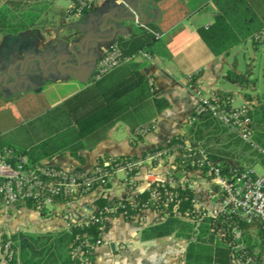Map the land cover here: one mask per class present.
<instances>
[{
    "label": "crops",
    "instance_id": "0c3cea01",
    "mask_svg": "<svg viewBox=\"0 0 264 264\" xmlns=\"http://www.w3.org/2000/svg\"><path fill=\"white\" fill-rule=\"evenodd\" d=\"M7 2L0 0V8L6 7ZM22 4L44 8L41 16L46 18L41 20L51 23L14 35H0V138L33 146L35 137L29 125L49 108L63 105L82 149L77 157L65 152L45 163L68 171H90L104 154L140 156L146 150L166 145L172 136L184 130L195 101L190 76L201 78L205 90L221 91L216 84L224 80L223 72L229 63L225 55L213 56L197 33L199 27L212 21V0H100L92 10L77 15L79 19L72 24L75 14L64 20L53 16L55 11L67 10L69 2L65 7L58 0H22ZM119 18L133 20L117 23ZM142 21L153 23L159 30L163 55L125 62L94 81L92 76L102 51L114 46L117 38L130 37L144 25ZM69 48L74 53L85 52L79 65L69 66ZM85 59L86 63L82 62ZM39 72L43 74L37 78ZM27 73L35 75L25 80ZM36 97L43 106L40 113L34 110ZM155 100L162 101L159 111ZM148 127L152 131H146ZM137 134H143L142 141L131 145ZM185 175L181 183L185 180L199 199H214L200 171ZM138 182L142 185V181ZM143 190L139 187L133 192ZM101 192L97 188L80 196L75 201L79 204L53 206L57 210L42 222L36 219L37 215L42 217V211L16 209L19 213H33L32 224L27 226L34 227L37 235L56 234L71 222L85 221L92 200ZM110 193L109 198L127 196L125 186L121 198ZM4 213L0 211V215ZM162 221L163 217L150 209L130 220L121 216L106 218L100 235L103 243L94 249L92 264H182V241L174 236L152 238L146 231Z\"/></svg>",
    "mask_w": 264,
    "mask_h": 264
},
{
    "label": "trees",
    "instance_id": "16d2710c",
    "mask_svg": "<svg viewBox=\"0 0 264 264\" xmlns=\"http://www.w3.org/2000/svg\"><path fill=\"white\" fill-rule=\"evenodd\" d=\"M24 1V0H23ZM214 7L211 23L206 27H199L197 33L213 56L228 54L234 47L251 41L252 47L257 49L261 45L264 52V0L261 9L256 10L249 0H212ZM28 7V8H26ZM35 7V8H33ZM41 7L26 6L22 0H9L6 7L0 8V35L17 34L30 27H43L49 20H41ZM74 13V7L64 12L55 11L53 16L64 20ZM47 21V22H45ZM263 34V39L256 38ZM160 32L151 22L136 28L130 37L117 38V47L123 56L128 57L139 51L150 56L162 54L159 43ZM264 82V65L262 68ZM226 79L237 85L240 92L253 88L254 81L244 74H239L234 68L226 71ZM220 95L231 93L216 91ZM242 99L250 106V117L253 125V139L260 146H264L262 130L264 126V89L257 97L243 93ZM253 100H256L254 102ZM156 110L161 108L162 101H154ZM29 130L35 137V144L26 147L0 138V149L10 150L15 159H23L26 166L34 167L50 161L53 157L67 152L77 157L82 149L78 133L73 127L67 110L61 104L49 108L41 114ZM146 131H152L148 127ZM143 134H137L131 145L142 141ZM186 143L188 148H186ZM164 148L178 155L171 163V178H179L181 168L199 170L197 164L200 157H205L213 167L218 168L222 174L231 175L238 172L243 165L252 167L254 158L258 156L264 166V157L256 152H249L248 145L242 142L235 134L228 131L219 122L208 115L200 116L195 120H188L184 130L172 136L164 146L146 150L140 156L102 155L96 160L94 167L108 171L117 163H134L143 160L148 154L161 151ZM254 151V150H253ZM190 153L192 158L185 160L182 155ZM108 161L109 165L103 162ZM193 162L191 166L190 163ZM201 174H205L202 167ZM74 168L71 172H82ZM139 172V168H132L125 172V189L127 196L123 199L109 198L106 193L112 186L114 177L105 179L102 183H95L86 192H79L74 198H55L54 202L66 206L75 202L80 196L93 192L97 187L102 189L101 194L94 198L90 207L96 208L94 221L69 223L68 227L56 234L33 235L16 231L10 236H2L0 251L3 245L10 242L9 255L1 261L6 264H80L79 255L86 256V252L94 242L100 239L104 229V221L108 217L121 216L130 220L141 211L155 208L163 210L160 216L163 221L146 229L152 238L174 236L185 244L182 264H264V231L258 221L246 223L238 211L226 210L220 212L216 218H200L193 212L192 200L198 198L197 192L188 184L175 182L157 186L160 200L155 202L151 198V189L133 192L139 184L138 181H128ZM164 192L170 195L171 201L164 202ZM216 205V199L210 200ZM26 207L38 210L35 203L27 201L16 204L13 208ZM106 209L113 211L107 212ZM44 210V209H43ZM42 211V210H39ZM176 212V213H175Z\"/></svg>",
    "mask_w": 264,
    "mask_h": 264
},
{
    "label": "built area",
    "instance_id": "2783aa9c",
    "mask_svg": "<svg viewBox=\"0 0 264 264\" xmlns=\"http://www.w3.org/2000/svg\"><path fill=\"white\" fill-rule=\"evenodd\" d=\"M67 1L71 7H74L73 14L81 15L92 10L100 0ZM256 38L263 39V34L256 36ZM139 58L150 60L151 56L144 51H139L125 57L115 46L106 48L96 62L92 79L94 81L100 80L123 63ZM188 80L191 83L190 87L195 100L191 110V120L208 115L227 128L229 132L235 134L250 148L256 149L253 142V125L249 114L250 106L244 101L235 105L233 97L220 95L214 90H205L203 81L197 76H190ZM186 148H188L187 143ZM186 154H189V157L184 159L190 160L191 154L189 152ZM177 155L176 152H170L169 149L164 148L134 163L122 164L120 162L114 164L110 168V173L102 171L100 167H93L90 171L83 170L73 173L72 170L68 171L49 163L28 167L23 159H15L10 150L0 149V211L27 201L35 203L38 210H43L47 206H59L58 203L54 202L55 198H74L79 192L83 193L90 190L95 183H102L105 179L109 180L118 172H129L134 167L139 168V172L129 181H142V185H138L133 191L139 187L144 190L151 189L152 200L158 202L160 193L156 190L157 186L180 182L168 176L169 171L172 172L170 170L171 163ZM103 164L109 165V162L105 161ZM167 164H169L168 169ZM190 165L192 166L193 162ZM197 167L200 172V169L205 167L207 176L205 178L208 182L207 190H210L213 198L216 199V205L209 203L208 198L205 200L198 197L192 200L193 212L197 213L200 218H216L220 212L226 210L238 211L243 221L246 223L258 221L264 231V173L258 174L253 167L243 165L238 172L225 175L218 168L209 164L205 157H200ZM183 182L185 183V180ZM97 188H100V185ZM164 197V202L171 201L167 192H164ZM70 204L68 203L66 206ZM149 209L159 214L163 212L158 208V204L155 208ZM106 211L113 210L106 209ZM95 213L96 208L89 207L85 221L96 222L98 218H96ZM102 243L101 239L96 240L86 252V256L79 255L80 264H92V253ZM9 247L10 242L7 241L0 251L1 259L9 255Z\"/></svg>",
    "mask_w": 264,
    "mask_h": 264
},
{
    "label": "rangeland",
    "instance_id": "374dc122",
    "mask_svg": "<svg viewBox=\"0 0 264 264\" xmlns=\"http://www.w3.org/2000/svg\"><path fill=\"white\" fill-rule=\"evenodd\" d=\"M103 1L109 2V0H103ZM249 1L252 3V6L257 11L261 9L260 5H261V2L263 0H249ZM58 2L60 5H63L64 7L68 4L67 0H58ZM71 19H72V21H71V24H72L74 21H77L79 19V17L77 15H75V16H72ZM69 52L71 53L70 62L72 64H74L75 66L79 65L81 62V59H82L81 56H84L85 52H82L79 50L78 53H74L73 51H71L70 48H69ZM89 53H90V56L93 54L92 51H90ZM225 59H226L227 63H229V66H228V68L224 69V72H223L224 80L222 79L218 82V84H216L217 89L224 91V92H227V93H231L232 97L235 101V105L241 104V102L243 101V99H242L243 93L251 94L254 97H257L259 94H261V92L264 89V82H263V77H262V68L264 65V52H263V48L261 45H258L257 49H254L252 47L251 41H247L244 44H241L237 47H234L229 52V54L225 55ZM83 61H85V63H86V59L82 60V62ZM84 68H85V70H87L88 66H85ZM232 68H234L239 74H244L247 77H249L250 79H252L255 83V85H252L253 89L250 88L248 90H244L243 92H240L239 88L237 87L236 84L228 81L226 79V71L228 69H232ZM249 70H250V72H248ZM38 74L39 75L37 78H40L39 76H42L43 73L39 72ZM33 75H35V74L27 73L25 80H27L30 76H33ZM36 101H37V106L34 110L40 113L41 110L43 109V106H41V104H39L37 97H36ZM253 101L256 102V100H253ZM261 130H262V133L264 134V126H263V129L257 128V133H260L259 131H261ZM253 142L256 145V149H252L248 146L249 152H256L257 155H261L264 157V146L260 147L255 142L254 139H253ZM182 156L187 159L189 157V154H185ZM168 165L169 164H167V169H168ZM252 167L255 169V171L258 174L264 173V166H263V164H261L258 156H256L254 158V163H253ZM194 171H199V170H197V169L196 170H189L186 168H181L180 172H179V178L178 179L173 178V179L181 182L185 174L190 173V172H194ZM170 173L171 172L169 171V174ZM125 180H126L125 173H123V172L116 173L114 176V180H113L114 183L111 186V188L106 191V193H110L112 191V193H110V195L117 196V197L121 198L123 195H125L124 194V186L126 184ZM117 185H118V187H116ZM75 203L79 204V201H77ZM9 210L10 209L4 210V212H6V213H4L3 215H0V241H1L2 236L5 235L8 237L12 233H14L16 231H21V230L26 234H33V235L36 234L34 227H32L30 225V224H32L31 221L34 219V215L32 212L19 213L16 208H12L10 210V212H9ZM56 210L57 209H55L53 207L47 206L44 210H42V212L40 214L42 217L37 215V218H36L37 221L42 222L43 218L45 216H48L50 213H52ZM27 223H30V224L27 226ZM2 263L6 264L5 261H3Z\"/></svg>",
    "mask_w": 264,
    "mask_h": 264
},
{
    "label": "water",
    "instance_id": "95a60500",
    "mask_svg": "<svg viewBox=\"0 0 264 264\" xmlns=\"http://www.w3.org/2000/svg\"><path fill=\"white\" fill-rule=\"evenodd\" d=\"M127 13H128V11H127ZM131 20H133V18H119V19H117V20H115V21H116L117 23H120V22H123V21H131ZM142 23L144 24V21H142ZM69 66H70V67H73V64L70 63Z\"/></svg>",
    "mask_w": 264,
    "mask_h": 264
}]
</instances>
